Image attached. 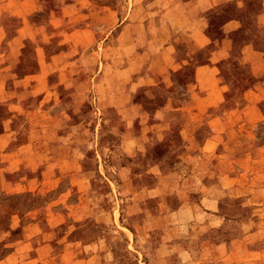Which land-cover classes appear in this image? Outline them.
Wrapping results in <instances>:
<instances>
[{"label":"rangeland","instance_id":"rangeland-1","mask_svg":"<svg viewBox=\"0 0 264 264\" xmlns=\"http://www.w3.org/2000/svg\"><path fill=\"white\" fill-rule=\"evenodd\" d=\"M72 1L0 0V114L28 129L0 153V264H264V113L233 112L235 89L208 111L231 126L187 132L159 107L186 98L158 39L200 22L180 0Z\"/></svg>","mask_w":264,"mask_h":264},{"label":"crops","instance_id":"crops-1","mask_svg":"<svg viewBox=\"0 0 264 264\" xmlns=\"http://www.w3.org/2000/svg\"><path fill=\"white\" fill-rule=\"evenodd\" d=\"M76 1L73 0L68 5L72 8L79 7ZM154 1L157 2V0H146L143 9L145 8V11L152 10L155 5ZM180 3L189 12L186 20L199 21L200 26H197L196 37L190 40L185 38L186 35L181 37L178 34L168 40L158 39V45H161L160 57L163 52L170 56L166 62H164L166 59L160 58L161 63H168L162 70H167V76L171 75L170 82H168L170 87H175L172 76L178 77L177 71L183 70V74L180 75L183 77L182 79L178 77L176 84L181 87L180 91L182 95H185L186 101L180 103L175 88H171L169 91L171 92L170 97L173 99L172 102L159 106L170 113L171 120L168 121V124L171 121L177 123V115H185V121L180 124L186 127L187 132H190L193 126L210 125L214 127L220 124L231 126V121L226 117H221V114H208V111L221 104L227 93L235 89L239 91V94H246V99L236 107L234 106L233 112L241 110V113L244 114L254 111L255 114L259 113L262 116L263 110L258 106L256 99L254 100L250 96H253L252 94L264 95V49L259 46L260 43L257 40L258 30L264 31V0H180ZM139 8L140 6H135L132 12H137V9L140 12ZM208 26L212 27L214 34L207 32ZM149 36L147 35L148 40L157 39ZM204 49L207 51L201 55L200 53ZM152 57L159 60L154 54ZM160 69L155 70L161 71ZM245 71H248L249 76L255 80H250ZM163 79H159V85L164 82ZM4 102L2 100L1 105L6 106L3 104ZM11 107L17 108L14 111L15 114L8 116L7 111L4 113L6 115L0 114V122L8 116V120L6 119L4 122L5 131L0 132V153L2 155L8 152L4 144L10 145L14 140L13 136H9V132L28 131L26 124L22 123L23 120L20 119L23 108L14 102L10 104ZM198 112H206V116H209H205L202 121L197 120V117H193V115ZM253 123L244 121L237 124L250 125ZM211 133L212 137L206 138V143L215 141L217 133L214 130ZM27 142H30V137L23 139V143ZM11 155L20 157L22 162L32 159H26L24 153L18 150L13 151ZM24 164L27 168L31 167L33 163L25 162ZM17 166L15 164V167ZM5 171L12 172L14 169L2 166L0 175L5 174ZM23 188L28 190L29 187L24 185ZM7 189H12V187L9 185Z\"/></svg>","mask_w":264,"mask_h":264}]
</instances>
